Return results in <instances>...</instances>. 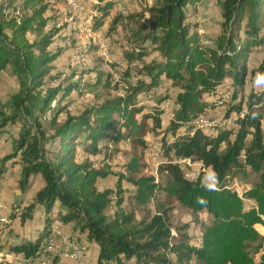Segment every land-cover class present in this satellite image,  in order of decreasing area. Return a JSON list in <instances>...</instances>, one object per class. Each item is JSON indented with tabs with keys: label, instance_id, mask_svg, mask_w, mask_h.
Segmentation results:
<instances>
[{
	"label": "trees",
	"instance_id": "16d2710c",
	"mask_svg": "<svg viewBox=\"0 0 264 264\" xmlns=\"http://www.w3.org/2000/svg\"><path fill=\"white\" fill-rule=\"evenodd\" d=\"M17 1L0 0V70L13 58H19L27 85L25 94H13L11 113L0 111V129L20 119L26 124L22 114L25 105L32 111L27 125L18 133L14 152L5 154L1 161L19 156L15 159L22 167L18 183L23 190L30 178L41 175L42 183L21 217L31 218L34 207L39 205L43 226L37 237L16 239L11 248L35 256L41 235L49 231L52 218L57 217L63 225L97 243L99 264H264L263 235L256 229L264 223V170L260 171L264 167V51L257 65L249 70L252 77L257 74L261 87L249 88L247 99L243 100L249 69L247 57L253 46L264 41V0H218L220 28L207 35L211 43L203 42L196 23L186 20V4L197 0H158L148 7V16L140 13L135 18L133 13L127 14L135 25L129 28L128 47L122 52L125 66L119 80L126 84L124 93L88 104L76 113L68 111L60 120L58 106L48 120L52 129L49 134L41 115L56 97H67L81 82L73 79L77 75L73 70L67 84L58 81L29 100V92L42 84L51 67L48 63L61 50L46 49L58 31L53 26L42 33L54 17L44 15L51 8L49 2L21 0L23 7H31L30 12L18 16L6 12L7 8L14 9ZM116 2L97 0L95 8L99 14L94 15L92 28L102 25ZM121 16L118 10L107 33ZM31 32L41 35L30 39ZM135 63L139 65L134 66ZM228 78L230 98L225 100L218 94V86ZM98 81L99 76L95 82ZM103 83L108 85L109 80ZM161 86L162 90L156 92ZM144 92L156 99L145 110L138 98ZM166 99L173 108L163 123L160 102ZM224 103V118L211 125L196 124V117L201 113L206 116L208 107ZM228 117L233 122H227ZM157 128L162 129L158 171L165 173L164 181L155 180L150 174L135 175L143 166L135 151L123 165L129 175L120 172L118 181L125 178L134 185L133 199L137 205L145 204L161 189L167 199L180 202L195 214L205 210L210 222L202 224L196 243L183 229L172 232L166 210H160L161 206L136 220L134 211L122 206V197L115 196L116 208L108 213L112 194L120 190L99 188L97 181L111 170L95 166L87 156L76 159L79 141H85L83 151L92 155L99 152L100 140L126 138L133 146L144 147L145 134ZM177 157L201 162L212 172L214 183L209 185L200 173L187 176L186 163L175 162ZM240 164L260 171L259 181L244 192V196L255 201L248 208L244 207L243 196L225 183L232 167ZM257 252L258 259L253 255Z\"/></svg>",
	"mask_w": 264,
	"mask_h": 264
},
{
	"label": "rangeland",
	"instance_id": "374dc122",
	"mask_svg": "<svg viewBox=\"0 0 264 264\" xmlns=\"http://www.w3.org/2000/svg\"><path fill=\"white\" fill-rule=\"evenodd\" d=\"M51 6L46 10L44 15H53L52 23L46 25L42 29V33L49 31L53 26L58 28L53 34L52 42L47 46V50H56L60 48V53L51 60L48 64L49 71L43 76L42 84L39 85L34 91L29 92V100H33L40 96L46 87L55 85L58 81L63 84H67L70 79V73L74 70L77 75L73 76V79H79L81 82L80 87L74 89L67 97L59 100L55 98L51 107L41 115L43 127L46 134L52 132V129L48 126V120L56 111L57 107L61 111L57 114V120L63 118L66 113H76L88 104H94L103 101L106 98L113 97L117 94H123L125 89V82L119 80V74L125 63L123 61L122 52L123 49L128 47L127 34L129 28L135 25L134 19L126 17L127 14L133 13L135 18L141 13L142 16H148V7L153 5L158 0H117L116 4L111 8L110 12L105 16L102 25L98 29L92 28L94 21V15L99 14L95 8L97 0H47ZM218 0H197L195 2H188L185 6L186 20L191 23H196L195 28L202 36V41L209 39L207 35L216 33L220 28V11ZM118 10L121 11L122 16L114 24L110 33H107V28L112 24L113 17L117 14ZM31 7H23L21 0L15 3L14 9L7 8L6 12L12 15H20L23 12H30ZM264 36V30L262 31ZM41 34L31 32L28 34L30 39L38 38ZM251 53L247 57V63L249 66L246 80L244 82L245 93L243 94V100L247 99L249 88L257 89L261 87V81L257 76H251L249 70L251 67L257 65L259 57L264 51V41L258 46L251 48ZM139 63H135L134 66H138ZM99 76V81L95 82ZM108 79L109 84L106 85L103 82ZM88 82V83H87ZM230 79H226L224 84L218 86V94L223 96V99L230 98L231 86L228 87ZM27 85V78L22 72L19 58H13L6 67L0 70V111L9 114L13 110V94L20 92L25 94ZM40 90V91H39ZM162 86L156 89V92L161 91ZM139 94L140 100L144 106V110L148 109L151 104L156 103V99L150 96L151 93ZM212 98H219L214 96ZM237 99L234 100L236 102ZM161 107L164 109L162 113L163 123H166L171 110L173 108L170 100L166 99L160 102ZM53 106V107H52ZM244 110L246 105H243ZM31 107L25 105L22 108V114L26 120H19L16 122H8L0 129V200L5 204L2 211L6 213L10 221L6 224H0V242L2 248L0 250L1 262L0 264H13L8 260L3 259V253L6 249L14 250L11 245L14 241L15 235L22 237H32L33 233L36 237L38 233L37 222L35 221L37 214H39L41 226L42 221V209L41 206L36 205L33 209V216L31 218L22 219V213L26 209V205L32 200L33 194L42 183V177L36 179L35 176L30 178L29 184L26 189H22L19 186L17 178L18 176V161L15 158H19L17 155L15 158H10L2 163V157L5 154L12 153L15 150V140L18 137V133L27 125V120L31 115ZM227 104L213 105L207 108V118L211 120H221L226 115ZM234 115V112L232 116ZM204 116L202 113L196 117V120ZM27 118V119H26ZM231 122L233 119L231 118ZM29 124V123H28ZM148 124L151 126L153 122L148 120ZM197 124V123H196ZM237 128V125H235ZM250 135H248L247 139ZM233 138V136H230ZM162 138V129L157 128L148 131L144 139L146 145L133 146L129 139L121 138L117 140H100V150L97 154L92 155L83 151L82 146L85 141H79L76 159L87 156L91 158L95 166L104 167L110 169L111 172L103 178H99L97 186L99 188L110 187L116 190L119 188L116 194H112V202L110 203L107 212L112 213L116 206L114 204L115 196L122 197V206L126 210H133L136 220L141 219L150 210L152 213L156 212V209L166 210V214L169 218V223L173 230L183 229L191 238V242L196 243L202 232V224L210 222V216L205 211H199L196 214L189 208L183 206L180 202L175 200H169L166 198L165 192L161 189L155 191V195L145 204L137 205L134 203L133 193L135 190L134 185L122 178L118 181V174L123 172L129 175V172L123 167L135 151L141 156V162L143 166L140 171L135 175L150 174L154 175L155 180L164 181L165 173L158 171L159 163L161 162V154L157 158L153 157V144L158 143ZM225 142L221 143L223 147ZM161 147V145H160ZM161 153V151H160ZM240 162L243 161V157H239ZM16 163V164H13ZM3 164V165H2ZM11 165L14 167L10 170ZM185 171L187 176L195 177L199 173L203 176V179L209 184L214 183L212 172L209 169H205L199 163L191 160V164H185ZM208 168V167H207ZM264 170V167L260 170ZM252 170L248 165L233 166L228 176L225 178V183L228 187L236 190L243 196L245 207H250L255 204L254 199L244 196V192L259 181V172ZM119 182V185L117 183ZM55 210V208H54ZM39 212V213H38ZM35 214V215H34ZM60 221L57 217H53L50 222L49 231L43 233L40 238L39 247L42 246L48 236L51 233L53 227H56V222ZM263 227L256 228L263 235L264 243V223ZM39 230V229H38ZM77 232V231H76ZM78 234V233H77ZM70 235V234H69ZM34 237V238H35ZM71 238L79 240V236L70 235ZM82 241L88 242L86 239ZM97 246V245H96ZM15 251V250H14ZM37 252V250H36ZM259 253H253L256 259L259 258ZM170 256L174 257L171 253ZM104 264H116V262Z\"/></svg>",
	"mask_w": 264,
	"mask_h": 264
},
{
	"label": "built area",
	"instance_id": "2783aa9c",
	"mask_svg": "<svg viewBox=\"0 0 264 264\" xmlns=\"http://www.w3.org/2000/svg\"><path fill=\"white\" fill-rule=\"evenodd\" d=\"M206 43H211V39L205 40ZM243 115V112L240 113ZM218 120L207 118L206 116H200L196 123L202 126L211 125ZM227 122H231V117L226 119ZM153 153L155 158L160 154L161 147L157 142L153 144ZM177 163L191 164L189 157H177L174 159ZM5 204L0 200V224H6L10 221L9 216L2 211ZM245 207V205H244ZM247 208V207H245ZM52 231L48 234L44 244L37 249L35 256H26L24 253H17L16 251L6 249L3 253V259H6L13 264H61L58 260V255L64 253L69 259L73 261H79L88 253V243L71 238L68 233L59 232L57 227L51 228ZM174 233L175 230L172 229ZM2 254V253H0ZM1 260V258H0Z\"/></svg>",
	"mask_w": 264,
	"mask_h": 264
},
{
	"label": "crops",
	"instance_id": "0c3cea01",
	"mask_svg": "<svg viewBox=\"0 0 264 264\" xmlns=\"http://www.w3.org/2000/svg\"><path fill=\"white\" fill-rule=\"evenodd\" d=\"M192 161H194L196 163H199V165H202V163L199 162V161H196V160H192ZM13 164H16V163H13ZM17 164L19 165L18 166V176H17V178H20V176L22 174V169H21L22 167H21L20 162H18ZM13 167H14V165H11L10 168H7V170L12 169ZM202 167L205 168V169H209L206 166H202ZM35 177H36V179H40L41 175L40 174H36ZM0 181H1V179H0ZM0 183L3 184V182H0ZM39 220H40V217H39V214H37V217H36L35 221L37 222V230H36V232L38 233V235H39V230L38 229L41 228L40 227L41 226V222ZM56 223H57L56 227H57V230L59 232L68 233L70 235H74L75 234V235L79 236L80 237L79 239H81V240L86 239V238L80 236L79 234H77V232L75 230H73L72 228H70L69 226L63 225L61 221H57ZM260 224H262V223H260ZM32 235H33L32 238H34L35 237L34 233ZM27 237H29V236H27ZM21 238H22V236L15 235L14 240L21 239ZM86 240L88 241L87 242L88 243V253L84 257H82L79 261H73V260L69 259L64 253H60L58 255L59 262L61 264H99L98 261H97V254H98V245H97V243L94 242V241H90L88 239H86ZM1 248H0V250H1ZM15 251L17 253H23L22 251H17V250H15ZM3 263H5V261ZM101 264H104V263H101Z\"/></svg>",
	"mask_w": 264,
	"mask_h": 264
}]
</instances>
